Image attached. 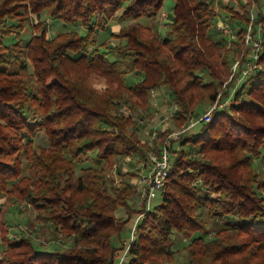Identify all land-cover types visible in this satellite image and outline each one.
Here are the masks:
<instances>
[{
	"label": "trees",
	"instance_id": "trees-1",
	"mask_svg": "<svg viewBox=\"0 0 264 264\" xmlns=\"http://www.w3.org/2000/svg\"><path fill=\"white\" fill-rule=\"evenodd\" d=\"M214 1L175 0L161 35L164 0H0V192L30 203L34 222L54 238L70 237L48 250L29 232L13 236L9 206H0V264H114L133 212L144 214L125 264L173 257L176 234L191 238L190 264H264V175L254 166L258 160L264 172V69L247 75L211 120L197 119L177 138L163 129L155 146H168L171 174L150 209L131 203V183L117 187L106 174L113 156L148 153L132 111L150 117L153 90L174 101L173 122L188 125L216 100L233 57L245 56L252 20L264 44L261 0L222 3L220 12ZM43 10L83 31L48 36L49 24L33 21ZM219 16L238 26L236 38L213 36ZM114 20L132 22L115 32ZM108 31L121 42L100 41ZM91 72L107 85L96 87ZM42 131L48 146L36 144Z\"/></svg>",
	"mask_w": 264,
	"mask_h": 264
},
{
	"label": "rangeland",
	"instance_id": "rangeland-1",
	"mask_svg": "<svg viewBox=\"0 0 264 264\" xmlns=\"http://www.w3.org/2000/svg\"><path fill=\"white\" fill-rule=\"evenodd\" d=\"M235 0H215L214 1V7L216 11H222L223 7L221 4H228L233 5ZM175 4V0H164L163 6L161 7L158 18H159V32L161 35H164L166 33V29L168 28V22L173 17V7ZM260 9L264 11V0L260 1L259 5ZM258 7L255 9V12H257ZM224 13L228 14L226 18L228 19L231 12L229 10L224 9ZM254 16L253 13H251V18ZM225 17L219 16V19L216 21V23L213 26V36L215 38H219L220 36L226 35L228 38H236L238 26H233L232 23L226 20ZM38 19L46 21L49 24V29L47 31L48 36H54L57 33L61 31H68L73 29H78L81 32L83 31V27L81 24H71L66 23L60 18L52 17L50 15V12L47 10H43L40 15H34L33 21H37ZM142 22L149 23L148 19L141 18ZM130 21H126L123 23H119L116 20L112 21L111 29L115 32H118L121 25L125 23H130ZM226 23L230 25L232 28L230 33L226 34L225 32H221V29H219V24ZM259 30L254 28V20L249 22L247 30L244 33V42L246 46L248 47V51L246 52L245 56L242 57L243 52L239 55H236L233 57V64L235 61H240L241 65L243 62H246L249 60V57L252 55V45L250 43V40H248V34L251 33L255 37L258 36V33L260 32V25H258ZM29 32H27V35L29 36ZM27 29V31H28ZM109 30V31H110ZM109 31L107 33H102L99 37V40L102 41L104 39L110 41L111 43H118L121 42L120 39L111 37L109 35ZM260 34V33H259ZM262 42V39H261ZM229 46L231 45V41L228 42ZM262 50L258 59V67H264V60L261 59L264 49V44L262 43ZM90 49V48H89ZM244 58V59H243ZM233 68V66H232ZM239 68H241L239 66ZM32 71V68H30ZM236 72V71H235ZM231 74L220 84L219 90H220V96L218 98L219 104H224L223 100H226V104L232 101V96L236 88L240 86V83L242 80L246 77L245 75L241 74L239 70L234 74V76L231 78ZM91 81L92 83L98 87V88H104L107 85V79L103 76L98 75L95 72L90 73ZM152 101L155 105V107L152 109V114L150 117H146L144 119H141L140 117L136 115L135 111H132L135 118L138 120V128L136 129V132L138 136L142 138L143 141H149L151 140V136H153V132L156 131L157 134L155 135L153 139V143H155L153 146L149 144L150 149L148 150L147 154H143V151L138 152H131L128 154H119L116 156H113L109 162L108 168H107V177L109 180L114 182V184L117 187L124 188L123 182H129L131 183L134 188L138 191L137 196L134 198V200L131 203H134L135 207L138 208L145 206V198L142 196V188L146 186V181L143 179L144 176L149 174V165H150V154L151 153H158V150H156V140L159 137L160 133L163 131L164 128L170 127L173 131H178L183 129L185 126H188L184 124L182 127L176 125L173 122L172 116L174 115V110L176 108V105H174V101L168 97H162L159 95V93L155 90L152 92ZM215 102V101H214ZM214 102L206 103L201 109H199V115L202 116L205 110L209 109L210 106ZM126 113H131V110L126 108L125 106L122 108ZM200 116L193 117L192 120L200 119ZM198 126H195L196 129ZM171 132V133H172ZM171 138H177V137H171L170 134L167 136V139ZM36 144L42 145V146H48L49 139L44 131L40 132L38 136L36 137ZM166 144L165 142L161 143V145ZM254 166L259 171L261 176L264 175V172H262V167L260 165V162L254 161ZM160 201V195L158 194L156 197L152 199V207L156 205ZM0 206L7 207L9 206V211L7 213V220L12 224V232L11 235L13 236H19V234H27L28 232L33 234L32 236L35 239V242L42 247L43 249L52 250L55 247H60L68 244L70 242V237L66 236L65 234L60 235L57 239L54 238V233H52L51 229L49 228L46 223L43 221H37L34 222L36 212L34 211L33 206L30 203L23 202V201H14L9 200L7 195L0 192ZM127 210L120 206L117 209V214L120 215H126ZM142 213V212H140ZM138 212H133L131 215V219L126 223L124 226V230L122 232L123 241L120 243L119 240L117 243H120L121 247L117 250L115 254L114 264H118L121 256L126 252H128V246L131 242V238L135 235L136 227L135 220L140 214ZM203 221L207 223V226L209 227L210 232L207 236L209 238H212L215 236V230H214V224L209 219L208 214L204 213L203 215ZM33 223V225H32ZM135 238V237H134ZM191 238L186 234H176L175 235V243L172 246V249L174 250V255L171 258L167 259H159V261H147L145 264H190V258L191 254L189 252V245ZM129 256L127 257L125 263H127ZM124 263V264H125Z\"/></svg>",
	"mask_w": 264,
	"mask_h": 264
},
{
	"label": "built area",
	"instance_id": "built-area-1",
	"mask_svg": "<svg viewBox=\"0 0 264 264\" xmlns=\"http://www.w3.org/2000/svg\"><path fill=\"white\" fill-rule=\"evenodd\" d=\"M218 27L219 29H221V32H225L226 34L230 33L231 31V28H229L226 23L219 24ZM259 33L257 37H255L251 33L248 34V40H250V43L252 45V55L249 57V60H247L246 62H243L242 65L240 61L234 62L232 72H231V75H232L231 78L234 76L237 70H239L241 74L247 76L256 68L264 69V67H258V64H257L261 50H262V46H261L262 42H261ZM239 66L241 68H239ZM219 96H220V93L218 94L212 106H210L209 109L205 110L202 116H200V119H203L205 121L211 120L213 118L214 111L217 108L226 105V100H223L224 104L218 103ZM195 122H197V120L191 121V123L188 126H185L181 130L173 131L172 133H170V136L178 137L182 132L186 131ZM156 134L157 132L154 131L152 134L153 136H151L152 138L149 141V144H151L152 146L154 145L153 139ZM149 168H150L149 174L143 177V179L146 181V186L142 188L141 190L142 196L145 198V201H146V209L151 208L152 199L156 197L163 190L166 180L168 176L171 174V152L166 144L162 145L158 153L150 154ZM143 214L144 212L138 214L135 220V225H134L135 227H136L138 220L143 216ZM133 239H134V236L131 238V240ZM126 258H127V254L125 252L121 256L118 264H124Z\"/></svg>",
	"mask_w": 264,
	"mask_h": 264
}]
</instances>
